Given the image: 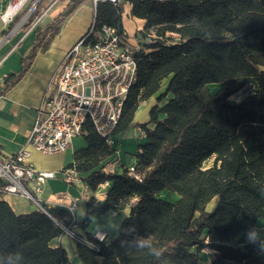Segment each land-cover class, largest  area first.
Here are the masks:
<instances>
[{
  "label": "trees",
  "instance_id": "trees-1",
  "mask_svg": "<svg viewBox=\"0 0 264 264\" xmlns=\"http://www.w3.org/2000/svg\"><path fill=\"white\" fill-rule=\"evenodd\" d=\"M82 2L70 0L51 25L37 30L31 53L18 73L4 78L0 94L27 73L37 50ZM126 4L130 16L144 22L141 33L156 30L149 43L136 39L135 81L112 132L113 137L132 128L143 132L146 142L138 145L133 164L140 179L122 164L105 174L118 159L116 150L87 122L85 146L63 169H75L87 186L88 206L99 186L109 182L98 214L127 210L120 228L134 225L138 234L153 236L173 264H201L204 247L214 252L210 264H264L255 245L244 241L245 229L264 218L259 191L264 187V0H120L99 4L95 24L114 27L127 38L121 19ZM166 33L178 41L167 43ZM165 79L157 101L169 99L149 110L146 123L134 122L140 104L158 93ZM164 192L175 201L160 197ZM210 201L213 208L206 212ZM47 212L15 214L0 200V250L22 252L26 264H70L66 250L50 242L77 225L80 238L98 245L94 251L74 241L79 264H157L134 248H122L123 231L97 243L84 231L88 215L76 221L62 208Z\"/></svg>",
  "mask_w": 264,
  "mask_h": 264
},
{
  "label": "built area",
  "instance_id": "built-area-1",
  "mask_svg": "<svg viewBox=\"0 0 264 264\" xmlns=\"http://www.w3.org/2000/svg\"><path fill=\"white\" fill-rule=\"evenodd\" d=\"M46 1H50L44 6ZM60 1L66 6L70 0H0V20L5 32L0 37V46L20 31L25 34L37 28L48 12ZM93 11V20L87 30L65 52L61 62L48 81L45 92L36 110L33 126L25 146L44 155H58L67 151L75 138L83 137L84 124L90 123L94 131L112 143V132L120 116L126 94L135 81L136 62L134 54L140 49L136 40L122 38L114 27L97 26L95 16L101 3L117 5L120 0H88ZM58 6V7H60ZM24 34V35H25ZM23 35V36H24ZM21 39L19 40V42ZM16 45L12 47L14 50ZM144 136L142 131H139ZM30 152L21 149L17 153L0 157V195L21 197L40 211L48 214L50 208L39 195L48 180L60 179L70 186H81L83 198L89 199L87 186L73 168L55 172L39 171L28 161ZM119 160L104 168L105 174L113 173ZM127 174L140 179L134 165H129ZM57 208H62L72 217L77 209L76 199L58 194ZM73 241H80L98 251V245L85 241L73 232L66 231ZM97 243L106 240V234L96 231ZM201 264H210L202 262Z\"/></svg>",
  "mask_w": 264,
  "mask_h": 264
},
{
  "label": "crops",
  "instance_id": "crops-1",
  "mask_svg": "<svg viewBox=\"0 0 264 264\" xmlns=\"http://www.w3.org/2000/svg\"><path fill=\"white\" fill-rule=\"evenodd\" d=\"M126 5L130 14L131 6L128 4ZM80 7L81 5L61 22L56 34L49 36L46 47L44 49L37 50L27 73L22 76L14 86H12L3 94H0V157L13 155L21 149H24L30 152L28 161L31 163L34 169L39 171H52L59 174V172L65 166L72 162L73 154L85 146V141L83 142L81 140L75 139L72 141L69 149L64 153L58 155H44L35 152L24 145L33 126L36 110L41 103L42 97L45 92L50 90L48 87V81L50 77L61 62L65 52L81 36V34L77 35L71 38L68 42L62 41L65 38L66 30H70L72 27V20L74 19L73 17L80 11ZM63 8L64 6L57 7L55 11L50 14L48 20L41 23L42 27L39 25L37 28L27 34H25L24 31H20L14 37L0 46V89L4 84V78H6V76L16 74L20 71L21 61L26 59L32 51L37 30L39 28L44 30L48 25H51ZM131 19L135 18L131 17ZM139 21L142 22L141 20ZM138 29L135 28V30ZM132 31H134V28ZM4 32L5 26L0 20V37L4 34ZM20 39L21 41L19 42ZM15 45V49L11 50ZM168 80L169 79H165L162 82L161 89L158 93L152 96L148 101L140 104L138 110L135 112L134 122L146 123L149 119V110L155 106L160 108L165 104L166 99L170 97L169 95H166V98L164 99L165 101L162 100L163 102H158L157 97L164 93ZM162 118L163 116H160V119ZM145 142L146 140L144 136L139 133V130L137 128H132L124 135L114 136L110 146L116 150L119 163L129 166L133 165L135 162L134 155L137 152L138 145H141ZM127 155L130 156L128 160L126 157ZM39 156H48L51 158V161L39 162L37 159ZM109 186V182L99 186L98 190L93 194L94 200L90 206L87 205L86 200L83 198L81 186H70L63 183V181L59 179L46 181V183L43 185L39 198L49 207L57 208V204H55L57 195L66 194L70 198L76 199L77 209L74 212V218L76 221L84 219L87 215L89 216L90 220H92L93 214H95L97 216V221L100 222V225L103 222H106V225L111 226L112 229L114 222H121V220L127 215L128 211H124L122 215L115 214L114 216L112 215L113 213L110 215L98 214L97 209L101 206ZM0 200H4L11 207L15 214H25L35 210L32 203L15 195H0ZM89 222L84 228L85 232H89L90 234H94L96 231L104 232V230H99L98 228L87 229L86 227L90 224ZM73 232L76 234H82L83 230H81L80 227L76 225L73 228ZM108 234L109 233H106L108 241L112 240L116 236V232H111L110 236ZM63 238H66L67 243L71 242L72 244L70 243L69 246H65V243H62L64 241ZM50 245L52 247L61 246L66 250V253L68 249H70L72 257L69 258V262L70 264H75V262H73L75 260V242L70 239L68 235H63L52 240ZM77 264H79L78 261Z\"/></svg>",
  "mask_w": 264,
  "mask_h": 264
},
{
  "label": "rangeland",
  "instance_id": "rangeland-1",
  "mask_svg": "<svg viewBox=\"0 0 264 264\" xmlns=\"http://www.w3.org/2000/svg\"><path fill=\"white\" fill-rule=\"evenodd\" d=\"M49 2L50 1H46L45 4H44V6L47 5ZM61 4H63V1L58 2L56 4V6L53 7L48 12V14L43 18L42 22L48 20V18L50 17V14L53 11H55V9L58 6H60ZM80 5H81L80 11L73 17L74 19L72 20V27L70 28V30H66L65 38H64L65 40L64 39L62 40L64 42H68L71 38H73V37H75L77 35H80L81 34V36H82L84 33H86L87 30H88V28H89V26H90V24H91V21L93 20V11H92V9L90 8V6L88 4V0H83V2ZM122 21H123L124 29L127 32V35H129L128 38H131L132 40H136L137 37H138V38H141V41L143 43H149L151 40H153V39L156 38V30L155 29H150L149 31H145L144 30V32H142V33L140 32V31H142L141 29H143L144 22L143 21L140 22L139 20L131 19L130 14H129V9H128L127 5H125L123 7ZM41 23H40V27H42V24ZM141 23H142V26H141ZM133 28H134V31H132ZM135 28H137V29L139 28V29L138 30H135ZM132 32H134V33H132ZM165 39H166V42L167 43H173V42H177L178 41V36L177 35H174L172 33H166L165 34ZM209 89H210V91L212 93H215L218 88L216 86H213L212 85V86H209ZM163 101H165V100H163ZM75 139H78V140H81V141L84 142L83 137H78V138H75ZM126 157H127V160H128V158H130V156H128V155ZM37 159H38L39 162L51 161V158H49L48 156H39ZM210 165H211V161H208V162H206L204 164V167L207 168ZM160 197H163V198H165V199H167L169 201H175V199H176V196L170 195V194H168L166 192L162 193L160 195ZM76 204H77V202H76ZM213 205H214V202L213 201H210L205 206V211L206 212H210L212 210V208H213ZM34 208L35 209H38L35 205H34ZM76 215H77V212H76ZM89 223L90 224L86 227L87 229L97 228V225H100V222L97 221V216L95 214H93V219L90 220ZM101 225L103 226L101 230H104V232L109 233L108 235L110 236L111 235L110 233L113 232L112 229H111V226L106 225V222H103ZM255 225L264 226V218L258 219V221L256 222ZM65 233H67V232H65ZM65 235H68V234H65ZM81 235H83V233ZM68 236L70 237V235H68ZM70 239H71V237H70ZM63 240L64 241L62 243H65V246H69V244L71 243V242L70 243H67L66 242V238H63ZM244 241L246 242V240H244ZM204 249H205V247H204ZM207 249H209V248H207ZM67 253H68L67 254L68 258H71L72 257V253H71V250L70 249H68ZM202 254L204 256L205 263L212 261V258H213V255H214V252L212 250H210V254L209 255H207L202 250ZM73 262H75V264H77V259L75 258V260Z\"/></svg>",
  "mask_w": 264,
  "mask_h": 264
},
{
  "label": "clouds",
  "instance_id": "clouds-1",
  "mask_svg": "<svg viewBox=\"0 0 264 264\" xmlns=\"http://www.w3.org/2000/svg\"><path fill=\"white\" fill-rule=\"evenodd\" d=\"M191 23L199 25L196 17H192ZM260 194L264 196V187L259 189ZM113 216L115 213L112 214ZM102 225H97L99 230ZM113 232L123 231L125 239L120 240L122 248H134L141 253L151 256L157 261V264H173L172 260L164 255L155 238L151 235L145 236L138 234L137 228L134 225H129L127 228H120V221L114 222L112 227ZM106 234V233H105ZM244 237L248 244L255 245L257 254L264 256V226L252 225L245 229ZM203 251L209 255L210 250L205 248ZM0 264H26V258L22 252L16 250H0Z\"/></svg>",
  "mask_w": 264,
  "mask_h": 264
}]
</instances>
